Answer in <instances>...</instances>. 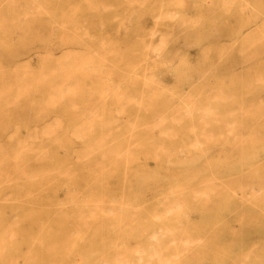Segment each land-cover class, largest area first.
I'll use <instances>...</instances> for the list:
<instances>
[{
	"label": "rangeland",
	"instance_id": "rangeland-1",
	"mask_svg": "<svg viewBox=\"0 0 264 264\" xmlns=\"http://www.w3.org/2000/svg\"><path fill=\"white\" fill-rule=\"evenodd\" d=\"M246 1L0 0V264H264Z\"/></svg>",
	"mask_w": 264,
	"mask_h": 264
},
{
	"label": "bare ground",
	"instance_id": "bare-ground-1",
	"mask_svg": "<svg viewBox=\"0 0 264 264\" xmlns=\"http://www.w3.org/2000/svg\"><path fill=\"white\" fill-rule=\"evenodd\" d=\"M179 1V0H178ZM184 1V0H183ZM170 2V1H169ZM239 2H241L240 3V5H241V7H245V8H247V7H251L250 6V4L246 1V0H239ZM176 3V2H175ZM132 7V6H131ZM137 9V8H136ZM244 20V19H243ZM208 28V27H207ZM50 31V30H49ZM63 36V35H62ZM55 41V40H54ZM84 72V71H83ZM22 78V77H21ZM259 79H261V78H259ZM19 82H20V80H19ZM22 82H24V81H22ZM21 82V83H22ZM25 83V82H24ZM23 83V84H24ZM22 84V86H24V88H25V85H23ZM159 84H161V82L159 83ZM35 85V84H34ZM23 87H21V89H22ZM24 88L21 90V91H24ZM7 89V88H6ZM18 89H20V87H18ZM23 94V93H22ZM43 102V101H42ZM116 111V110H115ZM207 112H208V114H210V115H212V116H214L215 114H214V112H213V110L212 109H210V108H208L207 109ZM57 123V125L58 126H61V122H59V121H57L56 122ZM157 131V130H156ZM155 132V131H154ZM152 176H155L153 173L151 174ZM151 176V177H152ZM67 187H68V185H66ZM65 189V188H64ZM135 199V198H134ZM85 203H87L89 206H90V210L88 211V212H82L81 214H80V217H81V220L83 221V223H86L88 220L91 222V224H95L96 226H101V225H103L102 224V222L104 221V218H106L107 217V215H109V214H112L113 216L115 215V216H117L118 218H120V213L118 212V211H116V212H113V213H109L108 214V212L106 211V204H108L107 203V199L105 198V197H97V198H89V200L88 201H86ZM130 204V203H129ZM181 208V207H180ZM180 208L179 207H174L173 205H171L170 207H169V210L168 211H170V209H175V210H180ZM94 210H96L95 212H94ZM119 215V216H118ZM86 221V222H85ZM138 245V244H137ZM138 246H140V245H138ZM137 251H139V249H137ZM140 254H142V250L140 249ZM141 261V260H140ZM166 262V264H171L170 263V261H165ZM126 264V263H125ZM143 264H145V263H143Z\"/></svg>",
	"mask_w": 264,
	"mask_h": 264
}]
</instances>
